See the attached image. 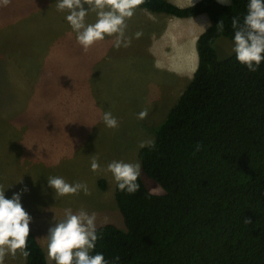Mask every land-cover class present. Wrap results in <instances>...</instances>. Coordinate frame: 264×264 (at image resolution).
Listing matches in <instances>:
<instances>
[{"label": "rangeland", "instance_id": "rangeland-1", "mask_svg": "<svg viewBox=\"0 0 264 264\" xmlns=\"http://www.w3.org/2000/svg\"><path fill=\"white\" fill-rule=\"evenodd\" d=\"M170 1L182 5L192 0ZM56 4L11 0L0 6V186L6 198L27 187L21 203L32 216L30 229L46 254L48 228L66 208L95 212L96 226L113 223L124 229L114 199L116 182L103 169L113 160L139 163L140 143L153 141L192 77L190 71L177 75L155 67L164 62L155 48L166 57L176 48L164 49L163 40L166 28L179 31L175 16L135 8L125 20L129 46L116 48L115 37L106 36L85 52L65 19L67 10L58 11ZM95 20L96 12L89 10L86 23ZM137 32L142 33L139 38ZM157 40L161 42L154 47ZM214 44L221 58L232 52L233 42L226 37ZM143 110L147 117L139 119ZM105 112L117 119L118 127L104 124ZM94 156L101 171L91 170ZM48 176L86 183L91 195L81 191L55 197ZM140 177L149 190L161 189L142 170ZM23 260L17 250L15 256H5L4 264Z\"/></svg>", "mask_w": 264, "mask_h": 264}, {"label": "trees", "instance_id": "trees-1", "mask_svg": "<svg viewBox=\"0 0 264 264\" xmlns=\"http://www.w3.org/2000/svg\"><path fill=\"white\" fill-rule=\"evenodd\" d=\"M248 2L143 0L136 7L178 18L206 14L211 26L195 41L196 68L156 131L155 147L137 152L163 194L149 196L141 177L134 194L115 183L124 229L98 225L92 254L102 252L110 264L116 256L117 264L264 261V61L250 72L233 52L219 57L214 44L221 36L233 42L232 18L242 23ZM27 251L24 264H49L31 229Z\"/></svg>", "mask_w": 264, "mask_h": 264}, {"label": "clouds", "instance_id": "clouds-1", "mask_svg": "<svg viewBox=\"0 0 264 264\" xmlns=\"http://www.w3.org/2000/svg\"><path fill=\"white\" fill-rule=\"evenodd\" d=\"M11 0H0V6L6 7ZM143 0H57V10H67L66 21L76 33V42L85 52L98 41H103L106 36L115 37L113 46L116 48L127 47L131 40L125 38L127 27L125 20L131 18L135 8ZM218 3L228 5L231 0H218ZM88 5V8H85ZM243 22L237 17L232 18L234 29L232 52L239 63L245 65L250 72L259 69L264 61V0H249ZM96 12L94 23H86L88 11ZM211 26V25H208ZM217 30L223 31L224 24L220 20L216 25ZM142 33L137 32L136 37ZM147 110L138 113L139 119L147 117ZM104 124L109 128L118 127L117 119L105 112L102 116ZM155 147L154 141H142L140 147ZM200 145L197 144L196 151ZM91 170L101 171L97 157L90 162ZM103 171L111 173L113 180L120 191L134 194L139 191L137 182L141 175V164L130 163L123 160L109 162ZM48 187L52 188L55 197L78 195L81 191L91 195L86 183H69L60 176H48ZM28 191L25 186L20 192H14L11 198H6L5 189L0 186V264H4L5 256H15L20 250L24 257L29 256L27 251V238L30 234L32 216L24 209L21 203L22 192ZM149 196L163 194V189L149 190ZM54 197V198H55ZM47 231V255L55 264H110L102 252L93 253L98 239L96 226V213L89 214L81 208L73 212L71 208L64 209L63 217L56 220ZM246 222L250 223L246 219ZM116 256L111 264H117Z\"/></svg>", "mask_w": 264, "mask_h": 264}, {"label": "crops", "instance_id": "crops-1", "mask_svg": "<svg viewBox=\"0 0 264 264\" xmlns=\"http://www.w3.org/2000/svg\"><path fill=\"white\" fill-rule=\"evenodd\" d=\"M196 1L197 0H192L191 2L182 4V5L177 3V5L186 6ZM175 18L179 20V27H177L179 31L174 30L173 27L166 28L164 31L165 36L163 35V40L165 41L164 49L169 50L170 48H174V47L176 48L175 50H171V54H168L167 57L166 55L159 56V50L155 48L158 58L160 60L163 59L165 62L164 63L162 61V64H160V66H155V67H162V69H165L167 71L168 70L176 71L177 75H183L187 73L188 71L192 72L193 74V71L195 70L196 65H197V63L195 62L197 60V53L195 50V41L197 37L208 27L209 19L206 14H200L195 17H189V18H178V17H175ZM189 19H192V20H189ZM179 37L181 39H179ZM159 42H161V40L160 41L157 40L154 44V47L155 45H159ZM176 54L178 57L176 56ZM173 65L177 66L176 68L177 70L171 67ZM46 257H47V254H46ZM23 259L24 260L22 264H24L25 262L24 256H23ZM47 261H48V258H47Z\"/></svg>", "mask_w": 264, "mask_h": 264}, {"label": "water", "instance_id": "water-1", "mask_svg": "<svg viewBox=\"0 0 264 264\" xmlns=\"http://www.w3.org/2000/svg\"><path fill=\"white\" fill-rule=\"evenodd\" d=\"M260 264H264V261H263V262H261Z\"/></svg>", "mask_w": 264, "mask_h": 264}, {"label": "bare ground", "instance_id": "bare-ground-1", "mask_svg": "<svg viewBox=\"0 0 264 264\" xmlns=\"http://www.w3.org/2000/svg\"><path fill=\"white\" fill-rule=\"evenodd\" d=\"M194 44V43H193ZM194 47V46H193ZM197 63V60L195 61Z\"/></svg>", "mask_w": 264, "mask_h": 264}]
</instances>
